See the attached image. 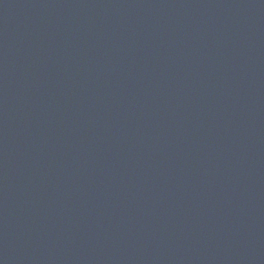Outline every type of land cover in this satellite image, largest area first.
<instances>
[{"label":"water","instance_id":"water-1","mask_svg":"<svg viewBox=\"0 0 264 264\" xmlns=\"http://www.w3.org/2000/svg\"><path fill=\"white\" fill-rule=\"evenodd\" d=\"M0 264H264V0H0Z\"/></svg>","mask_w":264,"mask_h":264}]
</instances>
